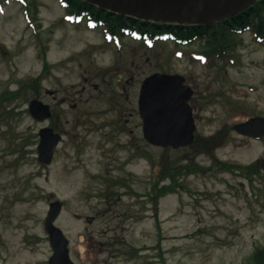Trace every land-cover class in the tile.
<instances>
[{
    "label": "rangeland",
    "instance_id": "1",
    "mask_svg": "<svg viewBox=\"0 0 264 264\" xmlns=\"http://www.w3.org/2000/svg\"><path fill=\"white\" fill-rule=\"evenodd\" d=\"M64 15L60 0H0V95L27 90L0 101V264H49L44 223L56 201L77 264H252L264 248V172L225 171L210 151L231 165L263 161L264 139L233 126L264 117V43L235 33L232 56L207 61L204 41L107 43ZM154 73L180 74L194 89L197 136L223 139L208 154L145 140L138 98ZM35 99L51 119L31 116ZM44 127L64 139L50 166L38 161ZM186 155L179 166L193 160L202 172H184L183 187L156 204L164 161Z\"/></svg>",
    "mask_w": 264,
    "mask_h": 264
},
{
    "label": "water",
    "instance_id": "2",
    "mask_svg": "<svg viewBox=\"0 0 264 264\" xmlns=\"http://www.w3.org/2000/svg\"><path fill=\"white\" fill-rule=\"evenodd\" d=\"M101 9L140 20L176 23L180 25H212L235 16L258 0H215L206 4L173 3L164 0H86ZM194 90L179 74L155 73L142 84L139 111L147 141L156 147L179 149L193 144L196 124L190 101ZM30 114L39 121L52 117L51 107L40 100L29 105ZM240 135L260 139L264 137V118L254 117L234 127ZM39 162L50 165L62 136L52 128L39 132ZM264 170V161L262 163ZM62 210V203L50 205L45 228L49 234L54 254L50 264H76L70 255V241L55 224Z\"/></svg>",
    "mask_w": 264,
    "mask_h": 264
},
{
    "label": "trees",
    "instance_id": "3",
    "mask_svg": "<svg viewBox=\"0 0 264 264\" xmlns=\"http://www.w3.org/2000/svg\"><path fill=\"white\" fill-rule=\"evenodd\" d=\"M65 9V16L71 17L73 23L84 24L89 28V23L94 24L95 29H99L105 38L111 40H122L126 36H133L138 34L142 43L146 41H153L157 36L167 34L173 36L176 40L187 41L192 43L200 40L204 41L206 48L204 53L214 56L219 53V57L227 58L231 56V49L236 47V42L232 41L233 33L236 30H245L250 28L255 37L264 39V0H259L253 7H250L245 12H242L224 22L215 25H179L163 22L145 21L137 19L133 16H123L115 14L111 11H106L100 7L89 3L86 0H61ZM29 14V13H28ZM29 19L33 24V19L29 14ZM48 63L46 62V68ZM33 87L39 91V81L36 80ZM31 85V86H32ZM26 88L21 86L15 92H6L0 95V101L11 102L15 99L22 98L26 92ZM10 105H5L3 108L6 111ZM223 139L220 136L204 139L196 137L194 144L190 149L196 148L198 153H209L210 147L212 148ZM211 155L216 158L215 153L210 151ZM191 155H186L181 160L164 161V168L161 173V180L155 186L157 191L156 197H152L153 202L156 204L158 200L165 197L169 193L176 191L177 187H183L179 179L184 172H202L203 168L195 163L188 162L185 166H179L182 161L189 160ZM215 165L222 167L225 171H233L236 168L241 169L245 176L261 173L260 163H254L248 166L231 165L230 163L221 162L218 159ZM170 180L166 184V180ZM252 264H264V248H259L252 256Z\"/></svg>",
    "mask_w": 264,
    "mask_h": 264
},
{
    "label": "bare ground",
    "instance_id": "4",
    "mask_svg": "<svg viewBox=\"0 0 264 264\" xmlns=\"http://www.w3.org/2000/svg\"><path fill=\"white\" fill-rule=\"evenodd\" d=\"M164 1H170L173 3H185V4H192V5H196V4H206L215 0H164Z\"/></svg>",
    "mask_w": 264,
    "mask_h": 264
},
{
    "label": "flooded vegetation",
    "instance_id": "5",
    "mask_svg": "<svg viewBox=\"0 0 264 264\" xmlns=\"http://www.w3.org/2000/svg\"><path fill=\"white\" fill-rule=\"evenodd\" d=\"M124 129H125V128H123V130H124ZM63 140H64V139H63ZM63 142H64V141H63ZM63 142H62V143H63ZM131 147H133V143H132V142L129 143V148H131ZM124 148H125V147H124ZM12 162H14V163H13V166L15 167V159H13ZM129 162H131V159L129 160ZM127 163H128V162H127Z\"/></svg>",
    "mask_w": 264,
    "mask_h": 264
}]
</instances>
